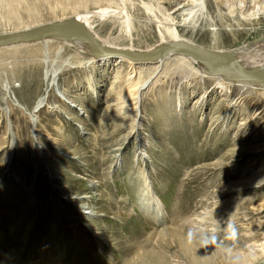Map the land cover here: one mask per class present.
Listing matches in <instances>:
<instances>
[{
  "label": "rangeland",
  "instance_id": "obj_1",
  "mask_svg": "<svg viewBox=\"0 0 264 264\" xmlns=\"http://www.w3.org/2000/svg\"><path fill=\"white\" fill-rule=\"evenodd\" d=\"M120 1L0 0V34L106 8L89 25L115 47L264 35V0ZM64 46L0 52V264H150L159 234V264H264V87Z\"/></svg>",
  "mask_w": 264,
  "mask_h": 264
},
{
  "label": "bare ground",
  "instance_id": "obj_2",
  "mask_svg": "<svg viewBox=\"0 0 264 264\" xmlns=\"http://www.w3.org/2000/svg\"><path fill=\"white\" fill-rule=\"evenodd\" d=\"M122 1L124 2V0H121L120 2H122ZM121 4H123V3H121ZM124 5H125V2H124ZM198 8L202 10L203 8H205V6H203L201 4V6L200 5L198 6ZM145 10H146L145 13L148 14L146 16H151L154 19L157 17L156 14H155V12H154V10L152 9V6L150 4H145ZM104 11H106V8H98L97 10H94V11H86L85 14H83V15L76 14V16L83 23V25L85 26V28L105 48H118V49H124V50H128V51L143 52V51H149V50L153 49L156 45L161 44V43H170V42H173V41H186V42L192 43V42H190L188 40L183 39L178 34V32H177V30H176V28L174 26H169V25L166 26V25H163L162 26V29H160V31L162 32V33L160 32L162 34L161 35V40L156 45H153L151 47H147L145 49H137V48H134L133 46H128V47H124V46L123 47H115L112 44H110L106 38H103V37L99 36L95 31H93L92 28H91V26L89 25V20L91 18H94L96 15L97 16H100V14H102ZM116 12H117V10H116ZM109 13H113V11L110 9L109 10ZM118 14H119V12H118ZM120 14H122V13H120ZM169 17L170 16H164V17H162V19H163V21L164 20L166 21V20L169 19ZM170 19H171V17H170ZM163 21L161 19H158V22L157 23L159 25H162V24L165 23V21L164 22ZM119 22H120V20H119ZM123 24L128 29L130 27L134 26L132 20L129 19L128 16L123 21ZM123 28H125V27H123ZM127 32H128V30H127ZM260 37H261L262 40H259V41L255 42V43L253 42V44L251 42H249V43H251V45H248V46L247 45H241V46H238L236 48H232L231 50H228V51L227 50H224V51L223 50H218V51L223 52V53L227 54L228 56H230L232 63H234L235 65H237V66H239V67H241V68H243L245 70H248V71L264 70V35L263 36H260ZM48 39H61L63 41V45H65L64 47H68V48L73 49V51L76 54H78V55L81 54V53H83V52H85V51L86 52H89L90 54H92V59H94V60L96 59V60H100L101 61V60H105V59H114L117 62L126 61L129 64H132V61L127 60V59H124V58H111V57H101V58H99L95 54V52L89 47L88 43L80 35H78V34H70V35H64V36H59V37H46V38H40L38 40L39 41L40 40L47 41ZM38 40H36V41H38ZM32 42H35V41L17 42V43L9 44V45H6V46H1L0 47V52H3L4 50L7 51L8 49L9 50L15 49V48H18V47L19 48H23L24 46H27V44L32 43ZM6 51H4V52H6ZM168 57H175L178 62H181L182 64L187 65L191 69L199 70L200 73H202L203 75L204 74L205 75L208 74L206 72V70H205L204 65L201 62H199L198 60L192 58L191 56H187L185 54H176V53L168 54V55L160 58L157 61V63L161 62L162 59H165V58H168ZM153 63H156V62H153ZM136 64H150V63H136ZM154 73H155V71H154ZM154 73L152 72V74H154ZM208 75H210V74H208ZM210 76H212L215 79L214 80L215 84L218 85V86H220L221 88H227L228 85L229 86L230 85H238V84H240L242 82L243 83H249V82H245V81H241V80L227 79V78L222 77L221 75H210ZM145 82H146V80L143 81L138 87L135 86V84H134V87H137L136 90H138L139 88L141 89L145 85ZM250 84L251 85H255L257 87H261V86L264 87V84H253V83H250ZM144 188H145V193L148 196L147 198L150 199L149 202H152L158 208V206H160V200L157 199L155 197V195L152 193L151 188H150L148 182H147V184H146V186ZM169 233H170V236L172 238L173 237H177V234H176L175 230H172ZM156 239H157L156 242H154L155 243L154 244V248H152L150 250L153 253V256L149 257L151 263H153V264H159V260L160 259H163V257H162V254H163L162 253V250L164 248H169V247H167V245L165 243L164 244L162 243V241H163L162 234H159ZM141 248H143V246H141ZM165 251H167V250H165ZM137 258L132 263H130V264H137V263L140 264L143 259H141V261H139ZM145 259L147 261V258H145ZM142 264H144V263L142 262Z\"/></svg>",
  "mask_w": 264,
  "mask_h": 264
},
{
  "label": "water",
  "instance_id": "obj_3",
  "mask_svg": "<svg viewBox=\"0 0 264 264\" xmlns=\"http://www.w3.org/2000/svg\"><path fill=\"white\" fill-rule=\"evenodd\" d=\"M70 34L80 35L99 58H124L134 63H153L168 54H185L201 62L206 72L210 75H221L227 79L241 80L253 84H264V70H245L232 63L231 57L223 52L186 41L161 43L153 49L143 52L105 48L85 28L76 15L20 30L1 33L0 47L17 42L36 41L40 38L59 37Z\"/></svg>",
  "mask_w": 264,
  "mask_h": 264
},
{
  "label": "clouds",
  "instance_id": "obj_4",
  "mask_svg": "<svg viewBox=\"0 0 264 264\" xmlns=\"http://www.w3.org/2000/svg\"><path fill=\"white\" fill-rule=\"evenodd\" d=\"M235 230H233V232H234Z\"/></svg>",
  "mask_w": 264,
  "mask_h": 264
}]
</instances>
